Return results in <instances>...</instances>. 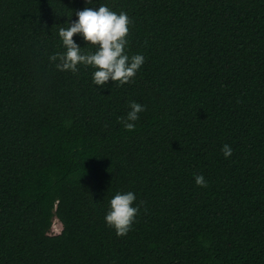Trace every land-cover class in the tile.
<instances>
[{
	"label": "trees",
	"instance_id": "trees-1",
	"mask_svg": "<svg viewBox=\"0 0 264 264\" xmlns=\"http://www.w3.org/2000/svg\"><path fill=\"white\" fill-rule=\"evenodd\" d=\"M101 4L144 57L123 85L49 59ZM117 192L139 206L125 236ZM0 264H264V0H0Z\"/></svg>",
	"mask_w": 264,
	"mask_h": 264
},
{
	"label": "clouds",
	"instance_id": "clouds-1",
	"mask_svg": "<svg viewBox=\"0 0 264 264\" xmlns=\"http://www.w3.org/2000/svg\"><path fill=\"white\" fill-rule=\"evenodd\" d=\"M87 3H92V0H87ZM75 14L78 17L76 21L59 29V37L66 51L50 56V61H59L56 63L58 70L73 73L78 71L79 64L92 66L96 69L92 78L97 86L105 85L109 80L118 81L121 85L130 82L143 65L144 57L140 54L129 57L125 52L129 25L132 24L127 13L117 14L101 4L98 10L86 7ZM76 34L81 35L88 44L96 46V51L82 54L81 48L73 40ZM129 107L131 110L126 118H119V122L123 123L127 131H133L135 122L139 119L138 114L145 111V107L134 101ZM221 151L225 158H229L233 150L230 145L225 144ZM195 183L199 187H207L203 175H195ZM135 200L136 196L132 192H117L110 199L105 222L115 229L117 236H125L131 230L139 212V206H133Z\"/></svg>",
	"mask_w": 264,
	"mask_h": 264
},
{
	"label": "water",
	"instance_id": "water-1",
	"mask_svg": "<svg viewBox=\"0 0 264 264\" xmlns=\"http://www.w3.org/2000/svg\"><path fill=\"white\" fill-rule=\"evenodd\" d=\"M56 223H59L61 225L60 228L56 227ZM51 230L54 234H60L63 231V224L58 217L54 218Z\"/></svg>",
	"mask_w": 264,
	"mask_h": 264
},
{
	"label": "rangeland",
	"instance_id": "rangeland-1",
	"mask_svg": "<svg viewBox=\"0 0 264 264\" xmlns=\"http://www.w3.org/2000/svg\"><path fill=\"white\" fill-rule=\"evenodd\" d=\"M60 226H61V225H60L59 223H56V227H57V228H60ZM51 231H52V230H51Z\"/></svg>",
	"mask_w": 264,
	"mask_h": 264
}]
</instances>
